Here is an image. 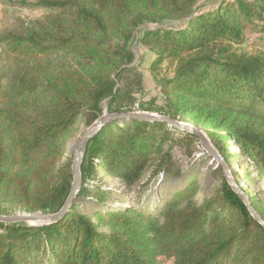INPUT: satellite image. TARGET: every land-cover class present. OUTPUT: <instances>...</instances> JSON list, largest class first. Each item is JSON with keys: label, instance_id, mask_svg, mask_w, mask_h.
<instances>
[{"label": "trees", "instance_id": "trees-1", "mask_svg": "<svg viewBox=\"0 0 264 264\" xmlns=\"http://www.w3.org/2000/svg\"><path fill=\"white\" fill-rule=\"evenodd\" d=\"M34 5L53 12L30 28L0 31V62L6 64L0 68V199L26 213L62 209L73 182V160L66 156L84 120L100 118L105 109L131 112L117 101L121 75L135 60L130 43L139 28L153 70L165 62L173 68L163 80L160 113L178 121L196 117L224 159L220 143L233 138L264 179V55L234 48L246 30L264 32V0ZM149 24L154 27L143 28ZM60 53L72 62L55 59ZM172 132L201 144L194 133L164 121L107 122L87 144L80 190L62 218L37 226L0 222V264H264V226L223 174L213 196L188 200L199 189L191 179L155 217L150 207L106 204L109 192L96 184V171L132 184L154 165L161 173ZM249 199L264 219V205ZM90 202L101 209L90 212Z\"/></svg>", "mask_w": 264, "mask_h": 264}, {"label": "rangeland", "instance_id": "rangeland-1", "mask_svg": "<svg viewBox=\"0 0 264 264\" xmlns=\"http://www.w3.org/2000/svg\"><path fill=\"white\" fill-rule=\"evenodd\" d=\"M36 2L37 0H0V31L30 28L35 22L43 20L46 15L53 12L48 8L35 6ZM152 27L154 26L149 24L143 28ZM142 31V28H139L130 43L135 60L127 65V70L121 75L119 84L123 95L117 101V105L131 112L163 115L159 110L165 106L163 80L173 74V68L165 62L153 70V54L144 41L139 39ZM234 48L238 53L264 55V32L251 28L246 30L243 41L235 44ZM54 58L66 64L72 62L71 56L64 53ZM5 66V62L1 61L0 68ZM105 112H107L106 109ZM97 121L98 119H93L87 123L84 120L79 134L70 141L66 159L73 160L76 143L85 131L95 127ZM181 122L194 126L207 135L204 126L196 117L188 115ZM169 135L173 137L172 149L169 156H166L165 169L159 174L154 165L143 174L138 182L132 184L123 177L106 174L101 168L96 171V184L101 183L103 188L108 190L106 204L111 209H119L128 205L150 207L153 208L150 215L155 217L160 213L162 202H165L175 190L182 189L191 179H197L199 185L196 194L188 198L192 202L200 203L205 198L213 196L220 188L223 171L218 168V163L207 150L197 142L191 144L181 140L176 132ZM210 143L215 147L211 139ZM220 145L227 151L226 160H224L232 176L238 178L240 185H237L244 188L248 195L254 196L258 203L264 205V179L258 175L240 144L231 137H224ZM167 149L168 144L165 143L163 153H166ZM81 204L82 202L80 207ZM88 206L90 212L94 211V208L101 209V206L94 202L88 203ZM0 211L1 214L24 213L18 206L2 199H0ZM144 223L151 226V231L155 229V225L147 219ZM170 255L171 252L166 254L167 257ZM163 259L166 260L165 257Z\"/></svg>", "mask_w": 264, "mask_h": 264}, {"label": "water", "instance_id": "water-1", "mask_svg": "<svg viewBox=\"0 0 264 264\" xmlns=\"http://www.w3.org/2000/svg\"><path fill=\"white\" fill-rule=\"evenodd\" d=\"M141 119L150 121H164L168 124L175 126L186 132H191L197 135L200 139L202 147L207 150V152L213 157V159L222 167L223 175L232 187V189L239 195V197L245 202L249 211L253 217L264 226L263 217L256 212V210L251 206L249 195L245 193L236 183L234 177L231 174L228 164L221 156L217 148L212 146L210 139L198 128L182 123L181 121L170 118L166 115H155L142 112H125V113H108L104 112L94 128L85 131L78 142L75 145L74 157L72 162V174L73 182L70 189L68 198L63 205L62 209L57 213H44V212H34V213H20V214H0V222L4 223H27L31 226L50 224L62 218L68 209L72 206L74 200L76 199L77 193L80 190L82 184V174L81 165L84 160L86 153L87 144L92 136H94L107 122L115 119Z\"/></svg>", "mask_w": 264, "mask_h": 264}]
</instances>
